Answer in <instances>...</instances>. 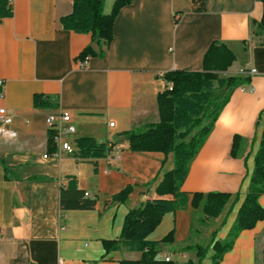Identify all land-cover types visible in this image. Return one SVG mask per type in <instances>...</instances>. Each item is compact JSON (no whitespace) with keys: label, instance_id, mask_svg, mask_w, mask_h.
<instances>
[{"label":"crops","instance_id":"crops-1","mask_svg":"<svg viewBox=\"0 0 264 264\" xmlns=\"http://www.w3.org/2000/svg\"><path fill=\"white\" fill-rule=\"evenodd\" d=\"M10 1L13 14L0 18V107L12 117L8 133H0V264H121L141 258V251L125 246L107 250L104 241L120 237L131 209L173 199L160 196L157 186L174 167V153L131 150L123 133L158 122L157 97L168 85L162 75L203 70L204 54L216 41L235 55L219 75H250L251 82L231 90L190 161L181 186L187 206L165 213L148 236L161 241L174 232L172 242L161 243L158 258L196 262L194 249L181 248L199 244L207 249L201 264H213V243L227 238L248 193L264 128V34L252 28L262 18V1L133 0L119 11L109 44L62 26L60 18L72 11L74 0ZM114 1L105 0V13ZM89 45L96 53L80 66ZM37 94L55 105L37 106ZM59 108L71 113L75 126L64 141L74 146L76 138L91 136L107 142L109 154L77 159L54 138L51 150L46 117ZM237 134L244 141L241 155L233 157ZM128 185L133 190L127 198L113 201ZM210 192L229 198L204 223ZM195 193L203 194L197 206ZM82 199L95 205L79 207ZM259 202L264 207V193ZM263 248L260 220L239 233L219 264H263Z\"/></svg>","mask_w":264,"mask_h":264},{"label":"trees","instance_id":"trees-1","mask_svg":"<svg viewBox=\"0 0 264 264\" xmlns=\"http://www.w3.org/2000/svg\"><path fill=\"white\" fill-rule=\"evenodd\" d=\"M133 0H115L110 13H105V0H74L72 11L60 18L66 29L75 32L90 33L93 41H104L109 44L114 36V22L121 10ZM201 0H195V3ZM263 15L260 21H253V31L264 34V0ZM13 14L10 0H0V18ZM92 45L87 46L81 57L95 55ZM235 55L224 44L212 42L203 57V70H171L162 78L168 84L157 97L160 119L144 127L134 128L123 133L130 143L131 150L161 151L174 153V167L164 174L157 186L160 196L172 195L173 199L158 198L148 200L143 206L131 209L125 216L121 235L116 240L104 241L107 250L125 246L131 250L142 252L136 260H122L121 264H177L175 261L157 257L161 243L174 240V232L169 233L161 241H153L148 236L160 223L162 216L188 204L189 195L181 191L186 179L190 161L204 143L222 108L229 100L231 90L242 84L250 83V75L222 77L219 71L227 70L234 62ZM171 86V87H169ZM226 89V90H225ZM221 90L222 92L218 91ZM225 90V91H224ZM34 102L39 107L53 106V100L44 95H35ZM53 132H49V147L55 148ZM243 137L235 135L231 155H241ZM111 150L107 142H101L91 136L78 137L74 141L71 153L77 159H98L106 157ZM70 182L69 185H71ZM133 190L126 186L113 195V201L123 202ZM264 193V128L259 149L255 155L254 169L250 178L248 193L242 202L237 217L224 240L213 243L215 250L213 264H219L223 255L231 249L235 239L242 230L254 228L258 221L264 220V207L259 196ZM203 194L195 193L192 205L197 206ZM229 194L210 192L206 195L203 207V222L217 217ZM95 200L82 199L79 207H93ZM182 250L194 249L197 261L190 259L188 264H201L207 249L201 245H185ZM264 264V248H263Z\"/></svg>","mask_w":264,"mask_h":264},{"label":"built area","instance_id":"built-area-1","mask_svg":"<svg viewBox=\"0 0 264 264\" xmlns=\"http://www.w3.org/2000/svg\"><path fill=\"white\" fill-rule=\"evenodd\" d=\"M89 56H85L79 60V65H85ZM255 72V69H251V73ZM2 80H0V84ZM49 130L54 133V140L59 143L60 149L68 153L74 151V146L69 142L63 140V135L72 134L75 131V126L72 124V115L69 111L64 109H58L54 112H50L46 117ZM12 122V117L9 115L5 107H0V133H8L7 125ZM113 125V123H111ZM166 260H170V256L165 257Z\"/></svg>","mask_w":264,"mask_h":264}]
</instances>
